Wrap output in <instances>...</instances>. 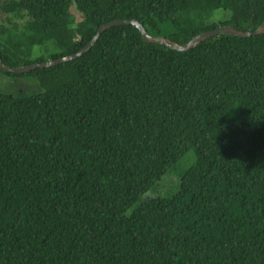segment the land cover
I'll return each mask as SVG.
<instances>
[{"label": "trees", "instance_id": "16d2710c", "mask_svg": "<svg viewBox=\"0 0 264 264\" xmlns=\"http://www.w3.org/2000/svg\"><path fill=\"white\" fill-rule=\"evenodd\" d=\"M0 14V61L17 68L115 20L155 37L168 24L179 45L254 32L264 0H2ZM27 74L38 94L0 90V264H264V34L176 52L115 26ZM189 152L176 193L147 196Z\"/></svg>", "mask_w": 264, "mask_h": 264}, {"label": "water", "instance_id": "95a60500", "mask_svg": "<svg viewBox=\"0 0 264 264\" xmlns=\"http://www.w3.org/2000/svg\"><path fill=\"white\" fill-rule=\"evenodd\" d=\"M115 26H132V27H135L139 31L141 38L143 39V41L145 43L164 46V47L168 48L169 50H173L176 52H186L190 49L195 48L201 42H203L209 38H212L214 36L225 35V36H231V37H237V38H248V37H255V36H259V35L264 34V21H263L262 24L260 25V27L258 29H256L254 32H248V31L247 32H240V31H237V30H234L230 27L225 26V27H221L219 29L202 32V33L196 35L195 37H193L185 45H179L177 43L172 42L171 40H169L167 38L160 37V36L155 37V36H151V35L147 34L143 25L135 19H133V20H115V21L108 22V23L101 25L97 29L95 36L90 40V42L88 44H86V46H84L81 50H79L78 52H76L73 55L63 57L60 59H56V60H49L47 62L36 63V64H32L29 66H22V67H17V68L7 67V66L3 65L2 62L0 61V70L6 74L21 75V74H27V73L34 71V70H37V69L52 68V67H55L57 65L64 64L66 62L76 60V59L80 58L81 56H83L86 52H88L93 47V45L98 41V39L100 38L101 34L104 31H106L112 27H115Z\"/></svg>", "mask_w": 264, "mask_h": 264}, {"label": "rangeland", "instance_id": "374dc122", "mask_svg": "<svg viewBox=\"0 0 264 264\" xmlns=\"http://www.w3.org/2000/svg\"><path fill=\"white\" fill-rule=\"evenodd\" d=\"M74 14L78 16L76 12H74ZM227 15V12L219 9L214 12L212 18L214 19V21H219L223 18H226ZM7 18L9 17L0 14V23H6ZM172 31L173 30L171 26H169L168 24H163L160 27L159 35L161 37L167 38ZM50 48L52 47H49L48 50H45V47L43 48L36 46L33 49L32 57L36 58L40 55H47ZM0 90L1 92L11 95L22 96L38 94L41 91L35 78L31 75H7L6 73L2 72H0ZM193 161L194 154L193 152H189L176 164L173 170H170L166 174H164L161 179L151 187V189L147 192V196L154 198L171 197L172 195H174L179 186L180 175L193 163Z\"/></svg>", "mask_w": 264, "mask_h": 264}]
</instances>
